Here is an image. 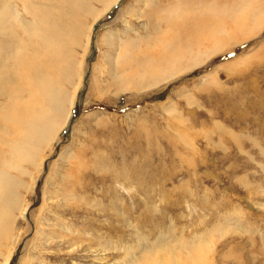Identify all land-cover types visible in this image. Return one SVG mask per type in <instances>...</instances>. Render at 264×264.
<instances>
[{
  "label": "rangeland",
  "instance_id": "obj_1",
  "mask_svg": "<svg viewBox=\"0 0 264 264\" xmlns=\"http://www.w3.org/2000/svg\"><path fill=\"white\" fill-rule=\"evenodd\" d=\"M111 1L81 15L76 46L64 35L76 73L58 131L28 144L32 164L10 158L23 186L0 264H264V0ZM40 6L47 33L65 5ZM149 49L154 73L121 86Z\"/></svg>",
  "mask_w": 264,
  "mask_h": 264
},
{
  "label": "bare ground",
  "instance_id": "obj_2",
  "mask_svg": "<svg viewBox=\"0 0 264 264\" xmlns=\"http://www.w3.org/2000/svg\"><path fill=\"white\" fill-rule=\"evenodd\" d=\"M13 1L15 0H0V146L8 150L5 151L0 148V239L5 238L9 234L11 224L15 220V212L21 205L18 189L23 186V183L19 177L11 175L9 171H17L21 174L22 172L16 167L14 160L21 162L22 159L27 157L28 163L32 164L31 159L35 157L36 151L33 152V155H29L28 144L34 142V149H37V146L40 148V145L45 144V142L48 144L53 138V134L60 127L61 122L59 121L63 117L64 112L63 99L67 98L64 84H71L76 73L70 66L74 61L69 59L68 64H65L66 60L64 61L65 57H63L62 48V44L64 43L65 45L66 43L64 35L66 34V40L69 42L74 41V46L78 44L83 34L79 25V18L89 9L93 0H57L67 6L70 14H66L65 11V15H61V11L65 8L63 6L57 11L60 20L52 18L51 13L45 15L48 20L52 18L49 20L51 29L48 28L47 33L43 32L45 30H42L40 24L42 13L39 7H41L40 4L48 7V0H17L23 1L21 3L22 5L24 4L25 11L32 16L29 23L25 22L27 19L20 14L18 7L12 5ZM117 1L112 0L108 5H105L104 11L116 4ZM157 14L158 12L152 11L151 16L156 18ZM66 17H70L69 21L66 20ZM52 20L53 23L51 22ZM239 23L241 24V22ZM179 24L181 23L175 24L176 27L180 28ZM199 25L203 24L200 23ZM20 27L24 30V35L18 33L17 29L20 30ZM243 36L247 38L246 34ZM2 38H6L9 43L8 53L5 52L6 42H2ZM22 38L27 44L34 45L33 58L38 49H45L51 68L48 73L43 74L41 72L36 57L28 62L26 58L17 54V46L22 42ZM148 51L150 49L137 57L139 58L138 60L130 59L123 64L124 66H130L131 64V71L125 79L123 77L119 79L118 82L121 86H126V83L133 85L137 81L134 78L143 80L154 73V70L149 68L148 62L144 63L145 60L149 59ZM163 55H160L159 60L156 59L158 63L160 62V68L162 62L164 64L166 61H171L172 57L177 56L172 53L165 56V59ZM132 64L135 65L132 66ZM31 69L36 73V78L30 82L32 90L20 91L21 86H19V83L22 84L28 79L26 72L31 71ZM140 71L143 73L139 74ZM128 87L127 85V89ZM73 103L71 101L64 123H66V118L68 120L70 117ZM16 127L19 132L17 137L15 135L12 137ZM36 143H39V145H36ZM11 157L14 160L10 159ZM17 166L20 167L21 165L17 163ZM2 264H9V260L6 259Z\"/></svg>",
  "mask_w": 264,
  "mask_h": 264
}]
</instances>
